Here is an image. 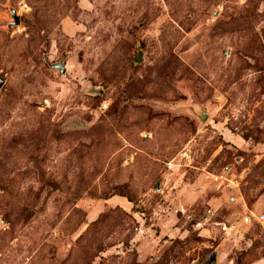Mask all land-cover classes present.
I'll return each instance as SVG.
<instances>
[{
	"label": "rangeland",
	"instance_id": "obj_1",
	"mask_svg": "<svg viewBox=\"0 0 264 264\" xmlns=\"http://www.w3.org/2000/svg\"><path fill=\"white\" fill-rule=\"evenodd\" d=\"M0 79V264H264V0H0Z\"/></svg>",
	"mask_w": 264,
	"mask_h": 264
},
{
	"label": "built area",
	"instance_id": "obj_2",
	"mask_svg": "<svg viewBox=\"0 0 264 264\" xmlns=\"http://www.w3.org/2000/svg\"><path fill=\"white\" fill-rule=\"evenodd\" d=\"M257 219H258L259 221H263V220H264V214L259 215V216L257 217Z\"/></svg>",
	"mask_w": 264,
	"mask_h": 264
},
{
	"label": "water",
	"instance_id": "obj_3",
	"mask_svg": "<svg viewBox=\"0 0 264 264\" xmlns=\"http://www.w3.org/2000/svg\"><path fill=\"white\" fill-rule=\"evenodd\" d=\"M13 17L16 18L15 14H13ZM0 84H1V79H0Z\"/></svg>",
	"mask_w": 264,
	"mask_h": 264
}]
</instances>
